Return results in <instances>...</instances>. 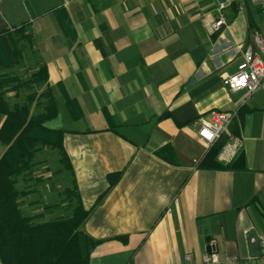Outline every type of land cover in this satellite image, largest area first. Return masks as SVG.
Returning <instances> with one entry per match:
<instances>
[{"label":"crops","instance_id":"0c3cea01","mask_svg":"<svg viewBox=\"0 0 264 264\" xmlns=\"http://www.w3.org/2000/svg\"><path fill=\"white\" fill-rule=\"evenodd\" d=\"M235 6L216 32L214 0H0V31L24 25L32 37L16 69L47 66L59 113L46 125L65 130L73 167L64 191L76 183L85 229L102 240L89 264H203L209 239L221 258L260 263L249 235L264 234V89L243 100L226 79L250 16L261 27ZM215 108L232 117L243 166L204 162L214 144L198 137V118ZM36 189L24 213H72L62 199L46 216Z\"/></svg>","mask_w":264,"mask_h":264},{"label":"trees","instance_id":"16d2710c","mask_svg":"<svg viewBox=\"0 0 264 264\" xmlns=\"http://www.w3.org/2000/svg\"><path fill=\"white\" fill-rule=\"evenodd\" d=\"M236 5V4H234ZM237 8V6H235ZM250 28L260 29L250 16ZM32 43L24 25L0 31V71L12 69L22 58L21 42ZM48 69L41 64L27 80L17 75L0 72V144L6 150L0 157V262L2 264H89L93 248L102 240L91 236L85 229L90 211L86 210L74 182L64 193L73 204L72 213L65 217L34 223L32 218L23 214L19 198L22 192L16 187L17 178L32 166L38 146L51 145L57 148L66 162L67 168L73 167L63 145L65 130L54 129L46 122L58 113V102L48 83ZM46 83L45 91L31 93L27 101L14 106L6 99L8 90L18 92L32 84ZM39 86V85H36ZM44 99L42 112L32 115L31 104ZM226 143L223 136L214 143L205 157V163L219 167L216 157ZM244 165V153L233 158L228 167ZM119 174L110 176L111 183L118 180ZM123 238V236L119 237Z\"/></svg>","mask_w":264,"mask_h":264},{"label":"built area","instance_id":"2783aa9c","mask_svg":"<svg viewBox=\"0 0 264 264\" xmlns=\"http://www.w3.org/2000/svg\"><path fill=\"white\" fill-rule=\"evenodd\" d=\"M218 16L213 23V29L221 32L227 26L225 11L236 4L240 13H245L249 4H256L264 15V0H214ZM226 85L231 93H241L245 100L258 89H264V32L254 29L250 33V43L243 47L242 59L234 73L226 79ZM232 117L220 109H211L198 118V137L207 144H214L223 136L227 142L219 152L223 161L234 158L243 147V141L230 131ZM233 160V159H232ZM231 160V161H232ZM261 238L260 263L264 264V234ZM190 259V254L186 255ZM203 264H239L234 255L221 258L217 241L209 239L208 248L203 256Z\"/></svg>","mask_w":264,"mask_h":264},{"label":"rangeland","instance_id":"374dc122","mask_svg":"<svg viewBox=\"0 0 264 264\" xmlns=\"http://www.w3.org/2000/svg\"><path fill=\"white\" fill-rule=\"evenodd\" d=\"M246 12H248L247 13L248 16H250L251 13L253 16H255L258 24L261 27V29L259 30L264 32V15L260 11L259 7L256 4L251 3L250 5H248ZM24 43H25L24 41L21 42L22 50H23ZM23 57L24 56H22L19 62L12 69H7L5 71H0V72L9 73L10 75L12 74L17 75L18 77L21 78V80L29 79L31 77V74L35 71V69L29 70V68H27L25 70V73L27 74V76L21 75V73L24 71L21 72L19 69H16L17 66H19L21 62H23L22 61ZM36 85H39V86H36ZM43 85L44 83H40V84L38 83V84H32L29 86H25L24 88H21L18 92H16L17 94H14L11 96L6 95V99L12 106H14L15 104H23L27 101V96L29 94L31 93L40 94L43 91H45V89H43L42 91H39L40 87ZM12 90L9 89L8 92ZM44 101H45L44 99H39V100L36 99L35 102L31 104L30 111L32 115H36L42 112L43 107H44ZM5 150H6V146H3L0 144V157L3 155ZM70 174H71V171L67 168L66 162L62 160V156L57 148H54L51 145L38 146V149L32 160V166L30 167L28 171L23 172L17 178L16 187L19 191L22 192V195L19 198V201L21 202L24 200L25 203H27L26 199H29V198L37 199L38 195H33L34 188L36 186L37 189H39L38 191L36 189V191L40 193L41 202L43 200L45 205L47 204L48 206L44 208L46 210H49V211H46L45 214L46 216L50 215L51 214L50 205H53L52 202L54 201L58 202V201H61L62 199L64 200L69 199L66 196V194L63 193V191H64L65 186L69 184L68 181L70 180ZM69 185H71V183ZM71 187H68V188H71ZM30 188H32L33 190L31 191V194H30V190L28 191V189ZM25 189H27V191ZM59 193L61 194V196ZM53 194H54V197L52 198L51 196ZM57 194H58V197H57ZM25 196H28V198H26ZM35 209L36 208H33V212L31 213L33 215H28L24 213L23 211L22 212L24 215L31 217L32 222L34 223L47 222V221L41 220V217L43 215L37 214V211ZM59 217H62V216L58 214V216L55 218H59Z\"/></svg>","mask_w":264,"mask_h":264},{"label":"water","instance_id":"95a60500","mask_svg":"<svg viewBox=\"0 0 264 264\" xmlns=\"http://www.w3.org/2000/svg\"><path fill=\"white\" fill-rule=\"evenodd\" d=\"M249 240H250V252L254 256H259L260 255V243H261V238L260 236L255 232L251 231L249 235Z\"/></svg>","mask_w":264,"mask_h":264}]
</instances>
